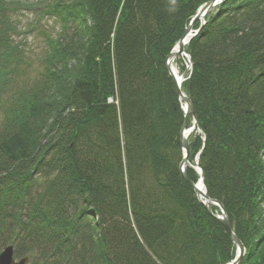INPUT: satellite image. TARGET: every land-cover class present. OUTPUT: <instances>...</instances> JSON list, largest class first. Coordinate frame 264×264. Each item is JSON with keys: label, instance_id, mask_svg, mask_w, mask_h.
Instances as JSON below:
<instances>
[{"label": "trees", "instance_id": "16d2710c", "mask_svg": "<svg viewBox=\"0 0 264 264\" xmlns=\"http://www.w3.org/2000/svg\"><path fill=\"white\" fill-rule=\"evenodd\" d=\"M207 1L41 0L60 31L44 33L40 68L22 79L24 4L0 0V251L28 264L234 258L180 172L184 113L165 66ZM185 51L200 130L189 161L200 150L206 195L245 248L238 264H264V0H222Z\"/></svg>", "mask_w": 264, "mask_h": 264}, {"label": "water", "instance_id": "95a60500", "mask_svg": "<svg viewBox=\"0 0 264 264\" xmlns=\"http://www.w3.org/2000/svg\"><path fill=\"white\" fill-rule=\"evenodd\" d=\"M222 0H210L205 3H203L196 11L194 16L192 17L190 23L186 27L183 35L181 38L178 40L176 45L174 46L173 50L166 56L165 58V66L168 71V73L173 77L175 81V86H176V91L179 95V99L183 101L184 105L182 106L183 112H184V123L181 127L180 130V140H181V145L182 149L184 152V157L182 161L180 162L179 169L180 172L185 180H188L187 175H186V168L188 165V155H189V150L187 147V140H186V135L192 131V130H197L198 129V124H197V118L192 106V103L190 99L181 91V81L183 80L184 73L177 77L174 74V71L171 67V64L173 62V59L177 54H183L185 53L184 50V45L200 30V28L203 25V17L205 14L213 8L217 3L221 2ZM199 20L200 21V27L197 30H192V25L195 21ZM191 116L192 118V126L189 128H186V121L188 117ZM199 181H202V174H199ZM198 182V181H197ZM197 184V183H196ZM193 187L195 189V193L198 197V199H202V203L205 207V209L208 211V213L212 214L219 222L222 224V226L225 228L227 233L229 234L231 241L233 242L235 248H236V253L234 258L227 264H238L241 258L244 255L245 249L242 244V242L236 237V235L233 233L230 222L224 212L223 206L221 203H219L216 200H213L209 198L206 193L205 189L203 192H201L198 188L197 185L193 184ZM212 206H216L220 209V214L215 215L212 212ZM28 257H23L20 258L19 260H15L14 254H13V247L11 245H8L4 247L0 251V264H27L28 263Z\"/></svg>", "mask_w": 264, "mask_h": 264}, {"label": "rangeland", "instance_id": "374dc122", "mask_svg": "<svg viewBox=\"0 0 264 264\" xmlns=\"http://www.w3.org/2000/svg\"><path fill=\"white\" fill-rule=\"evenodd\" d=\"M19 1L24 5L23 6L21 5L17 13H15L14 15L15 17L14 19L17 23L16 27L20 32V34L16 36L15 39L20 40L22 44H26V49H25L26 55H25V60L23 61L24 68H22V71L20 70L21 71L20 73L22 74V79H25V78L35 77L37 71L40 68L38 58L42 56L40 52H42L45 46L44 44L46 43V37L44 36V33L55 37L60 31V25L58 24V20L53 18V16L42 11L44 10V8H43V4H40L41 0H19ZM40 6H42L41 10L39 9ZM195 23L196 21L192 25V30L195 29ZM184 59L185 57L182 55L179 56L177 55V57L173 59L174 60L173 66L176 69H178V71H180V67L182 65L181 61ZM183 64L185 65L184 61ZM189 119L190 121L192 120L190 116ZM192 131H190L186 135V140L192 137L191 135ZM189 163L190 165L194 164V162H190V161ZM235 253H236V248H235Z\"/></svg>", "mask_w": 264, "mask_h": 264}, {"label": "bare ground", "instance_id": "6f19581e", "mask_svg": "<svg viewBox=\"0 0 264 264\" xmlns=\"http://www.w3.org/2000/svg\"><path fill=\"white\" fill-rule=\"evenodd\" d=\"M175 69V67L173 66V70ZM174 74L177 76V77H179V74H178V72L176 71V70H174ZM187 147H188V150H189V145H188V143H187ZM182 151H183V149H182ZM199 153H200V150L198 151V153L196 154V158H197V160H198V155H199ZM183 157H184V152H183ZM192 169L197 173V174H202V171H201V169H200V167L198 166V162H197V165L196 166H194V167H192ZM187 175V174H186ZM187 178H188V176H187ZM185 180V179H184ZM189 184H190V186L192 187V189H193V191H194V193H195V189H194V187H193V184H195V185H197V188L201 191V192H203L204 191V184H203V178H202V181H199L198 180V182H197V184H196V182H191L190 180H189V178H188V180H186ZM195 195H196V193H195Z\"/></svg>", "mask_w": 264, "mask_h": 264}]
</instances>
